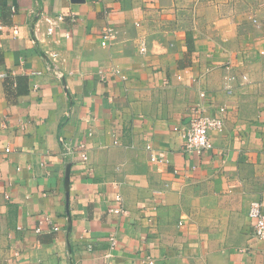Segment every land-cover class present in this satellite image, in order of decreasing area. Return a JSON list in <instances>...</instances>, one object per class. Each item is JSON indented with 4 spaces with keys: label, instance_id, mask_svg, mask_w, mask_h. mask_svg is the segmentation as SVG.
<instances>
[{
    "label": "crops",
    "instance_id": "0c3cea01",
    "mask_svg": "<svg viewBox=\"0 0 264 264\" xmlns=\"http://www.w3.org/2000/svg\"><path fill=\"white\" fill-rule=\"evenodd\" d=\"M0 22V264H264V0H0ZM200 104L226 108L201 155L174 130Z\"/></svg>",
    "mask_w": 264,
    "mask_h": 264
},
{
    "label": "built area",
    "instance_id": "2783aa9c",
    "mask_svg": "<svg viewBox=\"0 0 264 264\" xmlns=\"http://www.w3.org/2000/svg\"><path fill=\"white\" fill-rule=\"evenodd\" d=\"M58 19H63V15H59ZM5 25L0 22V30L4 29ZM49 32L54 30L53 26L48 28ZM13 33L15 35L19 34V28L14 27ZM117 38V30L112 26H106L101 32V45L108 46L113 43ZM145 49V46H142V50ZM53 69V68H52ZM55 73L62 77V73L59 70H55ZM6 76L5 74L0 73V77ZM201 96H205V93L202 92ZM226 111L225 107H219L214 114L208 113L206 105H195L193 106L188 115L187 123L184 125H178L174 127V130L179 132L183 139V146L186 152H194L199 155L203 154L204 151L212 147V140L210 133L212 130L221 131L224 128V113ZM64 145L65 154L77 153L81 158L83 163L89 166V152L87 143L84 141L70 144L67 142L62 143ZM147 149L151 152L152 160L162 161L164 158H159L155 155L153 147L151 144H147ZM10 148H7L6 151H9ZM115 204L111 208V211L118 214H124L125 209L123 205V197L121 193H116ZM249 216L254 222L255 235L258 239L264 240V211L262 204L260 202L254 201L250 205ZM44 222L47 224H52L53 220L49 216L44 217ZM54 230H59L60 227L56 224H53ZM42 228L39 225L36 228L37 232H41ZM111 249H115L120 245V240L116 236L110 237ZM91 248V247H90ZM111 252L106 256L111 257ZM149 264H154V260L150 259ZM71 264H76L74 260L71 261ZM103 264H112L111 261L107 260Z\"/></svg>",
    "mask_w": 264,
    "mask_h": 264
},
{
    "label": "water",
    "instance_id": "95a60500",
    "mask_svg": "<svg viewBox=\"0 0 264 264\" xmlns=\"http://www.w3.org/2000/svg\"><path fill=\"white\" fill-rule=\"evenodd\" d=\"M70 231V230H69Z\"/></svg>",
    "mask_w": 264,
    "mask_h": 264
}]
</instances>
